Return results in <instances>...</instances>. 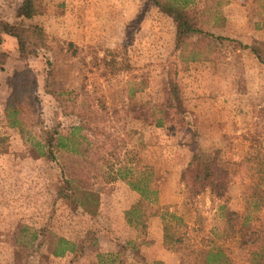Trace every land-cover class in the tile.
<instances>
[{
    "label": "rangeland",
    "instance_id": "374dc122",
    "mask_svg": "<svg viewBox=\"0 0 264 264\" xmlns=\"http://www.w3.org/2000/svg\"><path fill=\"white\" fill-rule=\"evenodd\" d=\"M157 1L163 0H42L40 15L26 20L17 17L23 0H0V18L38 24L56 40L27 62L19 57L15 37L5 35L1 45L10 59L0 66V264H69L70 253L57 257L51 250L71 227L83 231L92 225L96 235L105 222L124 238L134 236L121 212L124 199L114 194L111 179L127 164L126 150L138 156L137 165L127 164L132 178L155 168L160 193L154 207L171 205L178 215L166 221L160 215L164 246L178 264L182 251L175 234L187 245H199L219 233L236 260L244 257L226 237L231 225L220 218L216 198L207 191L181 202L186 182L180 178L188 159L214 158L234 172L226 199L241 215L249 186L264 177V64L243 47L264 42V0H198L200 11L207 9L195 18L198 26L233 40L216 41L208 58L188 64L175 51V24ZM210 7L222 15L216 23ZM26 63L38 81L37 100L29 103L24 97L27 109L34 106L19 128L10 127L4 100L14 72ZM170 79L179 83L195 138L180 116L172 119L161 106ZM52 90L62 92L64 108ZM54 123L68 132L82 125L77 139L86 153L60 151L56 161L41 156L42 126ZM67 178L76 182L78 195L94 191L101 196V217L90 219L82 208L74 210L57 199ZM39 233H45L41 245L33 242ZM90 247L87 253L95 264L97 246ZM151 254L159 251L140 249L136 260L127 256V263L143 264Z\"/></svg>",
    "mask_w": 264,
    "mask_h": 264
},
{
    "label": "trees",
    "instance_id": "16d2710c",
    "mask_svg": "<svg viewBox=\"0 0 264 264\" xmlns=\"http://www.w3.org/2000/svg\"><path fill=\"white\" fill-rule=\"evenodd\" d=\"M200 1V0H199ZM198 0H163L157 1L168 15L172 18L175 28V51L179 52L183 63L203 61L208 58L213 51L216 41L233 40L223 35H215L210 31L200 28L196 22L197 19L205 14L207 9L200 11ZM43 10L42 0H23L17 9V17L20 19L32 20ZM213 12L214 23L222 17L221 13L216 10ZM215 16L217 18H215ZM199 20V19H198ZM212 22L206 20L205 24ZM15 37L18 41L20 59L27 62L31 56L37 57L40 51L53 47L56 41L45 29L38 24L13 23L0 18V66L5 65L10 59V53L4 51L1 45L4 42V36ZM244 48H250L257 58L264 64V42L255 40L251 45H243ZM53 74L52 71L49 72ZM11 93L4 100V112L8 125L10 127H20L21 120L27 111L32 110L34 104L27 109V104L23 103V98H29V103L37 100L36 93L38 89V81L33 72L26 63L25 68L14 72ZM55 95L61 106L63 99L60 97L62 92L56 90L49 91ZM65 94V93H64ZM162 108L176 119L180 116L179 122L183 124L187 130L195 138V129H190V124L186 121V109L184 107L179 83L170 79L166 83V99L161 105ZM35 108V107H34ZM163 109L160 112L164 113ZM163 122V117L159 119ZM83 128L82 125H73L68 131L60 129L59 124L43 125L41 129V138L38 141L40 154L52 161L58 159L60 151H74L79 154L86 153V148L77 139V131ZM199 135V134H198ZM82 139L86 137L81 135ZM127 152V153H126ZM132 150H126L125 155H129L125 163L138 164V156ZM127 164L119 170V175L111 177L112 182L124 181L134 191L138 192L140 198L132 207L125 211V220L128 226L134 229L135 235L130 238H124L117 233L109 223L102 222L100 232L93 235L92 225L83 231H78L71 227L68 233L60 234L55 242L56 246L51 250L52 255L63 257L68 252L72 256L68 261L69 264H82L85 259L93 260L92 256L87 252L92 250L90 245L97 246L95 248V264H128L127 256L131 255V259L136 260L139 250L149 246L151 241L148 239V228L151 217L161 215L166 221L167 217L177 218V214L173 213L171 205H165L158 208V194L160 188V180L156 175L155 168L149 166L146 175L139 173L138 176L132 178L131 167ZM148 169V168H147ZM186 170L182 172L181 181L186 182L183 188V197L186 202L195 200L203 193L209 191L216 198L218 203L219 216L226 222H229L231 228L226 237L233 239L235 247L243 254V258L236 260L220 242L224 238L219 233L213 234V238L209 243L191 245L185 244L184 240L174 235V242L181 248L182 259L180 264H264V177L261 181L255 182L249 186V190L244 198L245 211L241 215L231 210L230 202L226 199L228 190L232 184L234 172L226 167H221L212 157L205 158L200 162L195 159L191 160ZM111 182V183H112ZM66 187L59 189L57 199L64 200L71 204V208L78 210L83 209L81 213L90 219L101 217L98 211L101 196L94 191L82 192L78 195L79 187L73 186L74 179L67 178ZM71 184V185H70ZM154 209V210H153ZM104 217V216H103ZM182 221V218H178ZM93 222V221H92ZM92 224V223H91ZM168 227L166 223L165 228ZM53 231V230H52ZM48 231L46 234L52 235L54 231ZM39 233L33 236V242L37 245L43 243L42 236ZM93 235V236H92ZM173 239V238H172ZM168 240V236H167ZM129 252V254H128ZM127 254V255H125ZM142 264V262H137ZM94 264V260H93ZM143 264H166L162 260L146 261Z\"/></svg>",
    "mask_w": 264,
    "mask_h": 264
},
{
    "label": "crops",
    "instance_id": "0c3cea01",
    "mask_svg": "<svg viewBox=\"0 0 264 264\" xmlns=\"http://www.w3.org/2000/svg\"><path fill=\"white\" fill-rule=\"evenodd\" d=\"M204 137V136H203ZM187 146L185 145L184 148ZM191 161V158L188 159L184 165V168L188 166L189 162ZM113 184L116 186V190L114 192L115 195H120L124 200V207H121L122 215H125V211L130 209L134 203L137 202V200L140 198L138 192L134 191L126 182L124 181H117L113 182ZM160 193V188H159ZM105 195V199H106ZM103 197V198H104ZM184 197L181 198V202L183 201ZM185 201V199H184ZM123 215V216H124ZM148 239L151 241L149 246H145L143 250L147 249L148 251L150 249H157L159 251V254L155 256H151L147 258V261L151 262L154 260H162L166 264H178L179 262L175 259V256L171 253V251L167 250L165 248V242H164V232L161 229V219L160 215H155L151 217L149 221V228H148ZM174 256V257H173Z\"/></svg>",
    "mask_w": 264,
    "mask_h": 264
}]
</instances>
